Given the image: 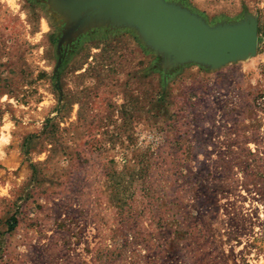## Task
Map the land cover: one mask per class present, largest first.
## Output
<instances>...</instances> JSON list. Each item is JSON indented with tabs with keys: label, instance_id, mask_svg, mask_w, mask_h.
<instances>
[{
	"label": "rangeland",
	"instance_id": "rangeland-1",
	"mask_svg": "<svg viewBox=\"0 0 264 264\" xmlns=\"http://www.w3.org/2000/svg\"><path fill=\"white\" fill-rule=\"evenodd\" d=\"M164 2L256 20V55L181 62L0 0V264H264V0Z\"/></svg>",
	"mask_w": 264,
	"mask_h": 264
},
{
	"label": "bare ground",
	"instance_id": "bare-ground-1",
	"mask_svg": "<svg viewBox=\"0 0 264 264\" xmlns=\"http://www.w3.org/2000/svg\"><path fill=\"white\" fill-rule=\"evenodd\" d=\"M51 2L67 22L76 21L79 18L84 20L85 26L81 30L95 25L102 18L106 21L110 17L113 22L131 20L156 46L172 50L176 58L182 60L187 58L198 60L192 55L194 49L203 51L200 47V39L195 40L194 34L191 35L182 27L185 17H189L192 23L203 29V36L210 38L208 39L210 41H207L210 49L205 48L210 57L208 62L219 60L220 55L226 52L228 47L224 46L225 39L228 41L240 33L242 35L236 39L237 43L254 39L251 32L247 30L254 31V25L248 26L252 22L238 27L215 30L198 18L190 17L187 13L166 5L162 0H51Z\"/></svg>",
	"mask_w": 264,
	"mask_h": 264
},
{
	"label": "water",
	"instance_id": "water-1",
	"mask_svg": "<svg viewBox=\"0 0 264 264\" xmlns=\"http://www.w3.org/2000/svg\"><path fill=\"white\" fill-rule=\"evenodd\" d=\"M162 2L165 3L164 0H162ZM165 4L166 5H169V6H173L176 9L187 13L188 15H190V17H196L195 15H192L191 13H189L186 10L180 9V8H178V7L174 6V5L168 4V3H165ZM196 18H198V17H196ZM102 19H104V18H102ZM102 19L98 20L96 22V24H98V23L99 24H103L105 21H103ZM78 20H79V25H80V27L82 29V27L85 26V21L82 20L81 18H79ZM78 20H76V21H78ZM108 20L109 21H112L110 19V17L106 21H108ZM184 20L185 21L182 22V27L184 28V30H186L187 32H189L191 35L194 34L193 36H194L195 40L198 41V39H200V44H201L200 47L203 48V51L202 52H199L197 49H194V52L192 53V55L194 57L198 58V60L197 59L196 60H194V59H188V58L182 60V59H177L176 56L174 55V52L172 50H166L165 48L161 47L162 49L171 52L174 55V57H175V59L177 61H181V62H191V63L201 64V65H206V66H209L211 68L216 69V68H220V67H223V66L232 64V63L246 61V60L250 59L251 57L255 56L256 53H257L258 46H259V35H258V26H257L256 20H254V19H250L249 21H246V22L241 23V24L226 25V26H223V27H215V28H212V29H215V30H223V29H226V28L238 27L240 25L248 24L250 22H252V23H250V25H248V26H253L254 25V31H252V29H247L249 32H251V34L253 35L254 39L252 38V40H250L248 42H244V43H237L236 42V39L239 36L242 35L241 33L238 36L236 35L237 37L235 36V37L229 39L228 41H227V39H225L224 46H227L228 49L226 50V52H224V53H222L220 55V57H219L220 59L219 60L215 59L213 62H208V59L210 57L208 56L209 54H207V52L205 50V48H207V47H208L207 49H210V47L208 45V42H207V41H210V40H208L210 38H207V37L203 36V33H204L203 29H201L200 27H198L196 24L192 23L191 20H189V17H185ZM199 20L202 21L201 19H199ZM71 22H73V21H71ZM71 22H67L66 21V23H68V24H71ZM122 22H129L132 25H135L142 32V30L140 29V27L137 24L133 23L131 20H122L121 22H114V23H117L118 24V23H122ZM96 24L94 26H96ZM89 28H91V27H89ZM89 28H87V29H89ZM143 35L148 39V37L144 33H143ZM246 36H248V35H246ZM148 40L152 44H154L150 39H148ZM234 43H237V44L234 45ZM230 44H233L234 46H231ZM156 47H158V46H156ZM211 48H213V47H211Z\"/></svg>",
	"mask_w": 264,
	"mask_h": 264
}]
</instances>
